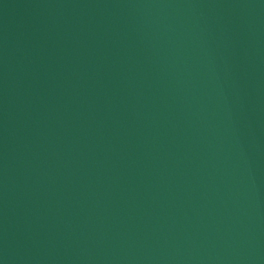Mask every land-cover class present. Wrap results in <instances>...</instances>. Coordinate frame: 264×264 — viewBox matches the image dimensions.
Wrapping results in <instances>:
<instances>
[{
    "label": "water",
    "instance_id": "water-1",
    "mask_svg": "<svg viewBox=\"0 0 264 264\" xmlns=\"http://www.w3.org/2000/svg\"><path fill=\"white\" fill-rule=\"evenodd\" d=\"M0 264H264V0H0Z\"/></svg>",
    "mask_w": 264,
    "mask_h": 264
}]
</instances>
